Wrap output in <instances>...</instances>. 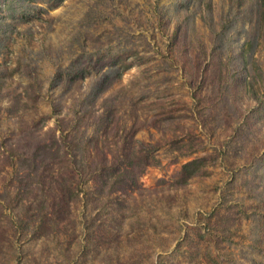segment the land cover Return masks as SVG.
Masks as SVG:
<instances>
[{"label":"rangeland","instance_id":"obj_1","mask_svg":"<svg viewBox=\"0 0 264 264\" xmlns=\"http://www.w3.org/2000/svg\"><path fill=\"white\" fill-rule=\"evenodd\" d=\"M0 264H264V0H0Z\"/></svg>","mask_w":264,"mask_h":264},{"label":"trees","instance_id":"obj_2","mask_svg":"<svg viewBox=\"0 0 264 264\" xmlns=\"http://www.w3.org/2000/svg\"><path fill=\"white\" fill-rule=\"evenodd\" d=\"M193 164H195V161L193 162H190V164H187V165H185L184 167H188V166H191V165H193Z\"/></svg>","mask_w":264,"mask_h":264}]
</instances>
